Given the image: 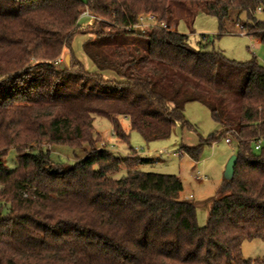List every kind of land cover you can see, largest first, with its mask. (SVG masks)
Wrapping results in <instances>:
<instances>
[{
	"label": "trees",
	"instance_id": "1",
	"mask_svg": "<svg viewBox=\"0 0 264 264\" xmlns=\"http://www.w3.org/2000/svg\"><path fill=\"white\" fill-rule=\"evenodd\" d=\"M187 3L218 20L217 37L243 24L264 44V21L256 20L264 0H0V264L253 260L244 259L242 245L264 239V65L256 56L237 61L207 50L214 43L207 35L195 47L171 29ZM84 11L98 19L81 26ZM144 14L167 27L128 28ZM78 33L92 36L83 50L97 74L72 52ZM65 49L70 67L59 69ZM194 101L209 108L220 131L182 151L198 161L205 144L229 135L237 155L203 227L196 205L180 197L179 176L140 170L146 157L100 150L94 127L106 118L128 142L127 118L146 141L164 140L177 124L192 128L185 108ZM62 147L73 150L72 163L52 158L50 149ZM12 149L14 169L4 160Z\"/></svg>",
	"mask_w": 264,
	"mask_h": 264
},
{
	"label": "rangeland",
	"instance_id": "2",
	"mask_svg": "<svg viewBox=\"0 0 264 264\" xmlns=\"http://www.w3.org/2000/svg\"><path fill=\"white\" fill-rule=\"evenodd\" d=\"M83 2L86 3L87 0H83ZM256 20L264 21V11L256 12ZM79 23L81 26L92 24L91 18L88 16H81ZM242 25L229 24L228 32L217 37L219 34L218 20L199 8L197 3H187V8L178 9L171 20L170 27L171 29L177 27L180 33L188 35L190 43L195 47H197L201 35H207L214 41L207 50L221 51L228 59L237 61H247L256 56L259 62L264 65V44L256 42L255 37L247 35L250 31ZM241 30L247 34H241ZM91 37L88 34H76L72 42V52L87 72L97 74L99 72L96 66L83 50V44ZM61 59L63 62L58 64V68H69L71 51L65 49ZM104 78L106 80L114 79V73L107 72L104 74ZM185 118L192 128L177 124L169 138L152 142L146 141L139 132L131 131L127 118H123V126L130 133L128 142L119 141L113 135L112 124L106 118L97 117L94 127L100 134V142L112 143L126 153V156L120 155L121 157L151 158L150 161L140 166V170L179 176L184 186L180 197L189 199L196 205L197 221L199 226L203 227L207 224L211 203L217 197V190L225 181V167L229 158L235 154L236 143L232 141L231 144H228L225 138L229 136H223L213 144H205L198 161H195L182 151V146H197L212 134L219 132L220 127L212 119L209 108L201 102L188 103L185 108ZM51 154L52 158L58 162L72 163L74 161L73 150L68 147L55 148ZM16 156V151L12 149L4 159L10 169H14L16 166ZM125 173L126 169L123 167L114 177L120 178ZM2 211L6 212L7 207L2 208ZM242 254L244 259H264V239L244 241Z\"/></svg>",
	"mask_w": 264,
	"mask_h": 264
},
{
	"label": "built area",
	"instance_id": "3",
	"mask_svg": "<svg viewBox=\"0 0 264 264\" xmlns=\"http://www.w3.org/2000/svg\"><path fill=\"white\" fill-rule=\"evenodd\" d=\"M257 12H262V9L259 7L257 9ZM82 17H85V16H88L91 18V22H93L95 19H98L96 16L90 14L88 11H84L82 14H81ZM89 25V24H88ZM166 28L167 25L165 22H158L157 19H156V16L154 14H144V15H141L139 17V20H138V23L133 25V26H129L128 28H133L135 30H137L138 32H141V33H144V34H149L151 33V31H153L155 28ZM241 34H247L245 33L244 31L241 30ZM248 35V34H247ZM58 63H61L62 62V59H58L57 60ZM113 135L115 136V133L113 131ZM229 136V135H227ZM225 141L228 143V144H231L232 143V139L231 137H226L225 138ZM263 144V138H260L257 140L256 144H255V149H260L261 146ZM98 148L100 150H106V151H110V152H113L117 155H123L126 156V153L122 152L121 150H119L114 144L112 143H109L107 141H101L100 144L98 145ZM51 152H53L52 149H50ZM165 152V151H164ZM139 154H141V152H138ZM174 154H177V152H174ZM248 264H264V263H261V262H258L257 260H252L250 263Z\"/></svg>",
	"mask_w": 264,
	"mask_h": 264
},
{
	"label": "water",
	"instance_id": "4",
	"mask_svg": "<svg viewBox=\"0 0 264 264\" xmlns=\"http://www.w3.org/2000/svg\"><path fill=\"white\" fill-rule=\"evenodd\" d=\"M236 163H237V155L234 154L229 158V160L227 161L226 167H225L224 179L226 181L232 180L234 176V172H235Z\"/></svg>",
	"mask_w": 264,
	"mask_h": 264
},
{
	"label": "crops",
	"instance_id": "5",
	"mask_svg": "<svg viewBox=\"0 0 264 264\" xmlns=\"http://www.w3.org/2000/svg\"><path fill=\"white\" fill-rule=\"evenodd\" d=\"M256 39V42H261L260 41V39H258V38H255ZM126 120V119H125ZM102 136H104V135H102ZM148 160H151V158H148V157H146Z\"/></svg>",
	"mask_w": 264,
	"mask_h": 264
}]
</instances>
